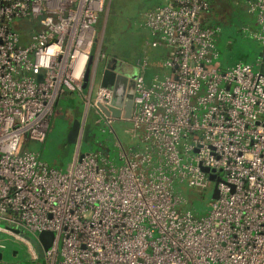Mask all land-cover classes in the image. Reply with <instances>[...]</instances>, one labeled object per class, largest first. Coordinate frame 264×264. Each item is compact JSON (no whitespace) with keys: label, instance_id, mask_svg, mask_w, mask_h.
I'll return each mask as SVG.
<instances>
[{"label":"built area","instance_id":"built-area-1","mask_svg":"<svg viewBox=\"0 0 264 264\" xmlns=\"http://www.w3.org/2000/svg\"><path fill=\"white\" fill-rule=\"evenodd\" d=\"M164 1L145 26L151 46L167 47L166 71L136 75L123 119L140 144L117 162L76 154L59 170L25 143L44 141L62 87L81 92L103 57L93 53L95 25L108 0H0V223L30 238L53 232L43 264H264V75L214 62L206 0ZM249 8L264 44V0ZM112 95L98 86L92 102L107 126L114 118L97 104ZM203 167L214 169L218 196L196 216L178 209L176 189L213 192Z\"/></svg>","mask_w":264,"mask_h":264},{"label":"rangeland","instance_id":"rangeland-1","mask_svg":"<svg viewBox=\"0 0 264 264\" xmlns=\"http://www.w3.org/2000/svg\"><path fill=\"white\" fill-rule=\"evenodd\" d=\"M164 3V0L109 1L106 17L98 27L94 50L96 47L97 51L105 52L110 59L116 61L121 70L122 77L112 87L111 104L123 103L129 82L135 78L138 69L144 67L143 69L147 68L152 73L154 68L161 65L155 56L162 48H152L149 44L152 37L143 22L149 9ZM206 18L208 20L205 23L217 29L214 36L217 57L214 62L220 63L221 67L239 62L247 63L254 71H258V54L264 44L257 38L259 24L256 13L249 8V0L220 1L206 14ZM26 21L22 20V24L25 25ZM14 24L20 34V19H15ZM100 64L99 61L97 66ZM91 71L92 68H89L81 92L62 87L50 116L44 141L25 143L26 148L33 151L49 167L65 170L76 154L89 153H99L117 162L120 150L138 144L139 131L132 128L128 121L114 118L111 126H107L99 118L92 106L99 81L96 78L90 90ZM75 120L89 124L86 141H68V130ZM176 190L183 198L179 210H190L196 216L207 213L212 200L210 187L200 189L183 184ZM27 233L25 236L31 235ZM34 252L25 240L0 226V264H41L42 259L35 258Z\"/></svg>","mask_w":264,"mask_h":264},{"label":"water","instance_id":"water-1","mask_svg":"<svg viewBox=\"0 0 264 264\" xmlns=\"http://www.w3.org/2000/svg\"><path fill=\"white\" fill-rule=\"evenodd\" d=\"M258 60H259L258 72L264 75V47L263 49H261V51L258 54ZM88 70L89 69H87V72ZM120 71L121 70L119 69L116 61L114 59H110L109 57L105 59V61L101 62L99 66L96 67L93 83L97 78L100 86L109 87L112 89L114 84L122 77ZM87 72L85 73L84 79L87 76ZM38 78L40 79L41 76L39 75ZM133 90H134V79L130 80L129 87L127 89L123 103L121 105L111 104L104 106L102 104H97V106L103 113L113 118L128 119L130 117L131 108H132ZM80 126H81L80 121L75 120L73 122L67 134V139L69 142L77 141V136ZM88 132H89V124H85L83 136H82L83 141L87 140ZM82 156L83 154H80V158ZM202 169L203 171L208 173L209 180L214 181L212 198H217L218 196L217 182L219 179L215 178V174L213 173L214 169L209 170L206 167H203ZM0 226L3 227L1 223ZM5 229L9 230L14 234H18L19 237L25 239L26 241H29V243L34 247V251L38 258L43 257L44 251L50 248L52 240L54 238V233L51 231H41L38 234L37 238H30L28 236H25L22 232L18 231L17 229L9 228L8 226L5 227ZM0 258H1V254H0Z\"/></svg>","mask_w":264,"mask_h":264},{"label":"crops","instance_id":"crops-1","mask_svg":"<svg viewBox=\"0 0 264 264\" xmlns=\"http://www.w3.org/2000/svg\"><path fill=\"white\" fill-rule=\"evenodd\" d=\"M109 1L110 0H108V2H107V4H106V8H105V10H104V12L99 16V20H98V22H97V24L95 25V37L98 35V27H99V25H100V23H101V20L103 19V18H105L106 17V14H107V11H108V4H109ZM154 8V7H153ZM152 9V8H151ZM151 9H149V10H151ZM148 10V11H149ZM143 25H144V27L146 28V26H145V22H143ZM146 30H147V32H148V34H149V36H151L150 35V33H149V30L146 28ZM152 37V36H151ZM97 40V39H96ZM96 40H95V42H96ZM160 48H162V51L159 53V54H156V56H155V58H157V61L159 60L161 63H162V60L166 57V54H167V47L166 46H164L163 44H160V45H158ZM158 46H152V48H156V47H158ZM98 49L95 47V50H94V52L93 53H96V51H97ZM102 53L104 54L103 55V57L102 58H100V59H97V58H95L93 61H92V64H91V66H90V68H92V71H91V85H90V88L92 87V85L94 84L93 83V78H94V74H95V69H96V67H97V65H98V63H99V61H100V63L101 62H103V61H105V59H107V58H109L107 55H106V53L105 52H103L102 51ZM160 63V64H161ZM166 70L162 67V65H160V66H158V67H156V68H154V71L151 73V70H149V69H138V71H137V74L136 75H138L140 72H142L143 74H144V77H145V79H146V81H149V80H151V78H152V76L155 74V73H159V74H162V73H164ZM136 77V76H135ZM98 86H100V84L98 83ZM70 91H72V90H70ZM82 123H84L85 124V122L83 121V122H81V124ZM137 145H139L140 143H139V140H137Z\"/></svg>","mask_w":264,"mask_h":264},{"label":"trees","instance_id":"trees-1","mask_svg":"<svg viewBox=\"0 0 264 264\" xmlns=\"http://www.w3.org/2000/svg\"><path fill=\"white\" fill-rule=\"evenodd\" d=\"M206 1H207V4H208V8L200 16L201 23H202L203 27H211V28H213L212 26H208V23H205V20H208L206 18V14H208L209 11H211L213 8H215L218 2L225 1V0H206ZM24 31H27V30L24 29Z\"/></svg>","mask_w":264,"mask_h":264},{"label":"flooded vegetation","instance_id":"flooded-vegetation-1","mask_svg":"<svg viewBox=\"0 0 264 264\" xmlns=\"http://www.w3.org/2000/svg\"><path fill=\"white\" fill-rule=\"evenodd\" d=\"M85 125V124H84ZM83 131H84V128H83ZM3 228V227H2ZM24 235H26V234H24ZM16 237H18V238H21V237H19L18 235H16ZM21 239H23V238H21ZM23 240H25V239H23ZM26 241V240H25ZM29 245H30V247L32 248V249H34V247L28 242V241H26ZM35 258H38L37 257V255H36V257ZM38 259H42V263L41 264H43V257L42 258H38Z\"/></svg>","mask_w":264,"mask_h":264}]
</instances>
